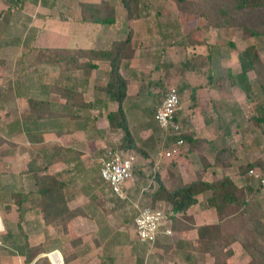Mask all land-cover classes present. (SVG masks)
Returning <instances> with one entry per match:
<instances>
[{"label": "rangeland", "instance_id": "rangeland-1", "mask_svg": "<svg viewBox=\"0 0 264 264\" xmlns=\"http://www.w3.org/2000/svg\"><path fill=\"white\" fill-rule=\"evenodd\" d=\"M82 1L99 2L101 0H0V142L1 140L5 141L0 144V264H25V258L15 250L19 241L18 222L20 219L32 246L40 244L44 247L50 244V248L54 245H66L67 247V243L75 240V237L70 239L71 237L67 236L68 242L62 241L64 236L69 234L72 222L67 225L68 232L66 233L61 226L45 225L43 220L38 217L37 210L34 211L33 208L37 209L40 205V196L37 197L35 193L33 175L27 172L28 162L31 159H36V164L42 165L44 158L40 148L44 144L48 145L46 139L57 138V133L62 130V123L57 124L60 117L56 118L57 120L40 121L38 122L39 127H35L22 121L21 114L29 110L28 98H40L53 102V108L59 114L68 115L71 110L59 103L61 101L57 95L49 94L50 87L61 85L64 81L66 83L67 77L72 83L76 82L82 73L79 71L66 72L63 68L39 63V50L59 47L108 49L111 45L119 44L128 38L125 35L126 31L123 32L121 29L122 22L126 19V7L122 0H106L113 3L117 9V20L112 27L83 23L79 6ZM133 2L136 4L133 5V9L136 10L135 12L139 14V17L131 18L130 23L136 33L141 32L138 20L142 19L140 22L142 25L145 24L148 27L156 25L155 27L161 28L162 32L163 30L164 32H172L176 36L189 34V39L195 41L191 45L189 44V53L187 55L183 53L186 56L184 59L174 61L176 56L166 54V51L160 47L150 51L148 55L147 52L140 49L142 46H138L141 40L139 36H134L133 43V33L130 36L131 50H128L129 47L127 46L124 52L126 55L131 53L135 55L137 51L136 56L141 59L140 62L142 63L153 58L154 64L162 65L161 60H168V63L165 61L163 63L168 65L162 67L163 70L160 71L161 77L167 80L159 91L161 95L158 96L157 105L161 103L163 95L169 87H176L180 94L183 114L182 126L185 135L192 137L194 134L195 136L200 131L201 121L197 120L196 113L191 116L192 111L189 107L193 101L190 97V90L183 88L169 75L175 70L180 74L185 73L186 70L196 65L195 61L200 62L204 59L205 63L206 58L199 59V56L204 57L202 54L205 52L204 50L200 52L201 45H205L204 49L206 45L210 46L211 59L213 57L212 61L216 65H219L216 60L220 58L222 60L230 58L237 62L239 53L251 45L258 48L264 61V36L244 37L242 29L239 27H220V29H215L212 26L206 27L207 23L203 17L190 12L184 13L175 0H133ZM191 2H195V0H188L186 5ZM64 18L68 20H64ZM205 33L209 34L208 38L204 37L203 34ZM106 46L108 47L105 48ZM152 52L159 54V56L152 57ZM124 58L128 59L127 56ZM84 61L85 59L81 60V62ZM219 68L221 69V67ZM198 69L195 67L193 72L198 71ZM99 72H103V70ZM101 75L99 73L97 76L100 77ZM249 77L254 90V100L249 101L241 90L234 96L233 94L226 96H229L231 100L219 104L221 106L219 108L221 109L219 122L216 120L217 117L213 119V128L216 130L214 143L210 145L201 142L199 145H191V142L187 140V144L182 148L180 154L171 158L161 157V153L168 144L165 133L159 128L156 121H145L144 124L148 127H144L145 125H141L133 111H128L131 135L137 147L144 151L146 156L140 151H131V154L137 157V163L133 182L130 183L129 187V190L134 191L131 192L130 200L127 201H122L115 195L111 196L108 185L100 179L98 173L99 158L105 157L110 150H120L124 132L118 128H108L105 121H101V119L96 123L97 125L86 124L81 126L82 137L87 141L102 139V142L106 144V147L98 146L96 149L95 145L86 147L83 143V147L79 146V149L86 150L85 153L98 157L99 161H96L98 163L94 162L90 167L91 176L95 177L91 182L103 187L99 193L102 194L104 191V197L107 196L114 200L116 209L112 224L114 234L118 233L117 237L101 240L102 244L99 245L108 249H119V252L128 246L137 252L141 250L143 261L140 259L139 264H214L212 256L204 252L193 251L189 246L176 247L175 244L169 245L168 243L166 245L159 244L158 248L156 246L149 248L147 244L140 243L134 234L133 219L137 214L136 202L139 206H144L151 201L152 191L141 194V188L148 183L146 176L151 172V167L153 168L155 164H158L160 176L161 172L163 174L166 172L165 179L167 181L175 180L176 175H181V173L184 174L185 180L189 181L198 177L199 173L196 170L203 168L201 164L203 161L200 159V156L203 155L202 152L207 155H203L204 158L209 159L208 162L213 164L218 151L227 148L229 151L227 150L228 153L223 154V156L225 155V158L229 159L230 166L227 168L214 166V168L219 167L215 171L216 175L222 178L229 174V177L238 185L250 186L253 189L254 200L259 203L264 211V185L258 184L257 181L251 180L248 176V171L251 168H257L264 173V123L255 120L257 116H261V111L264 110V94L259 90L255 74L251 72ZM94 81L95 83L99 82L96 78ZM100 81L104 82L105 78ZM231 82L229 76L223 78V84H226L227 87ZM218 123L220 124L219 128H217ZM190 128L191 130L188 131ZM28 142L32 144L30 145ZM203 144L205 151H201L200 148ZM213 147L216 148V152L212 154ZM15 156H19V158L14 161L13 157ZM46 161L49 163V159ZM51 169L53 170V168ZM205 172L210 174L209 167L205 169ZM88 174L90 173L87 171L82 179L80 177V181L88 177ZM211 175H208L209 178H213V174ZM204 177L206 178V175ZM76 178H74L75 183L79 182ZM83 184L84 182L81 185ZM17 195L20 197L29 196V198L26 202L18 204ZM140 195L141 197H139ZM203 198H205L204 195ZM202 203L206 204V202ZM182 218H184V224H191L189 222L191 217L184 216ZM229 226L233 229L235 224L232 223ZM72 234L76 236L75 231ZM128 241L130 242L129 245L127 244ZM197 246L202 247L200 244ZM231 246L234 253L228 264H248L250 256L245 252L242 245L239 242H234ZM54 251L57 250L48 252L46 255L49 256ZM118 251L117 254H119ZM59 256L61 255L59 254ZM39 257L35 259L33 264H46ZM48 258L49 262L54 264L51 258ZM61 264H63V260ZM107 264L125 263L122 260H111Z\"/></svg>", "mask_w": 264, "mask_h": 264}, {"label": "trees", "instance_id": "trees-1", "mask_svg": "<svg viewBox=\"0 0 264 264\" xmlns=\"http://www.w3.org/2000/svg\"><path fill=\"white\" fill-rule=\"evenodd\" d=\"M128 12V18H137L139 14L133 9L136 5L133 0H122ZM179 8L184 12H190L206 20V27H239L244 37L264 36V0H195L186 5L188 0H175ZM81 21L97 25H112L116 22L117 13L113 3L101 0L99 2L79 3ZM64 20H68L64 18ZM189 41H194L193 39ZM195 42V41H194ZM131 45L130 36L119 44L111 45L108 49L94 48H43L38 52V62L45 65H52L63 68L66 72L79 71V78L71 82L50 87L49 94H55L65 101L63 107L73 109L83 107L84 94L80 91V85H87L92 72L99 67L97 62H108L109 78L106 83L108 96L122 104L126 97L127 80L120 73L121 61L124 57H132L133 53L124 54L126 47ZM85 59L84 62H81ZM240 72L231 76V81L242 90L249 101L254 100V90L249 74H255V80L259 90L264 94V61L255 45L248 46L238 55ZM29 110L21 114L22 121L33 125L41 120H50L60 117L61 114L54 110L53 102L48 99L28 98ZM261 116L255 118L258 122L264 123V110ZM108 122L113 128H120L124 132L120 150L125 152L140 151L144 156L145 152L140 150L128 129V123L122 109L108 115ZM186 144L187 140L191 145H199L192 137L183 133ZM1 140L0 144H2ZM227 148L218 151L215 162L210 164L203 155L202 167L230 166L229 159L225 158ZM229 151V150H228ZM226 159V160H225ZM36 159L28 162V171L33 175L36 192L40 196V205L33 208L37 210L38 217L45 225L62 227L68 232L69 225L82 210L80 208L70 209L67 206V183L58 179L48 172L49 163L44 161L42 165L36 164ZM258 164V163H257ZM260 165V164H259ZM150 168V167H149ZM135 173V170H134ZM151 184L152 204L160 201L168 205L167 212L175 230H190L195 228L193 220L191 224H184V218L177 217L181 213L184 217L187 211L198 203L197 197L201 194H210L207 199L209 207L214 208L219 214V221L214 224H204L196 227L198 239L192 243L193 251H200L209 254L214 258V264H228L233 256L232 243L239 242L245 252L250 256L248 264H264V211L253 198V189L250 186H237L233 180L225 175L222 178L205 181L202 175L198 174L195 181L185 183L182 176L177 174L174 181V188L170 190L155 165L146 176ZM147 183V184H148ZM16 195V194H15ZM111 195H114L111 193ZM18 197V204L26 202L29 196ZM114 202V200H112ZM21 208V207H20ZM236 208V209H233ZM187 220V219H185ZM235 224L231 229L229 224ZM180 225V227H179ZM238 226V227H237ZM19 241L17 250L25 258V264H33L35 259L42 253L47 252L42 245L32 246L29 243L28 235L25 232L21 219L18 222ZM202 245L201 248L197 245ZM47 262L46 257L39 258ZM48 263V262H47Z\"/></svg>", "mask_w": 264, "mask_h": 264}, {"label": "crops", "instance_id": "crops-1", "mask_svg": "<svg viewBox=\"0 0 264 264\" xmlns=\"http://www.w3.org/2000/svg\"><path fill=\"white\" fill-rule=\"evenodd\" d=\"M116 13H117V9H116ZM141 20H138L139 25L141 26V32L136 33L134 28L132 27V24L130 23L131 20L130 18H128V12L126 10V19L124 20V22H122L121 25L122 31L123 32L124 30L126 31L125 34L126 36H131L134 33L132 38L133 43L135 39L134 36H139L141 38L140 42L138 43V46H142L140 47V49L147 52V54L149 55L150 51L160 47L166 51V54L169 53L170 56L173 55L176 56L174 61L182 60L186 57L185 55L189 53V48H188L189 44L191 45L193 43V41L191 42L189 41L191 40L189 39L190 37H188L189 34L176 36V34L172 32H168V31L164 32V30L162 32L161 28L157 29L155 27L156 25H150V27L145 26V24L142 25V23H140ZM114 24L102 25V27L103 26L112 27ZM205 31H208V29H205ZM203 35L206 38L209 37V34L205 33ZM107 47L108 46H106L105 48ZM200 47H201L200 52H203L202 50H204L205 52H203L202 54L204 55V57L199 56V59L202 60L203 58H206L205 63H204V59L202 60L203 62L195 61L196 65L194 66L193 64L194 67L189 68L188 70H186L185 73L180 74L177 70H175V72L171 73L169 77L174 78L175 81L177 83H180L183 88L190 90V95H191L190 97L191 100L193 101V104L189 107V109H191L192 111L191 116H193V114L196 113L197 120L201 121L200 131L195 136L194 134H192L193 138L197 140V142L202 140L201 142H203L204 144L207 143L212 145L216 137L214 136L215 135L214 132H216V130H214L213 128L214 125L213 119L217 117L216 120H218L219 122V119L221 117V109H219L221 108L220 106L221 103L223 101L231 100L229 96L226 97L227 95L233 94L234 96L236 95L237 92L240 91V89L232 82L230 83L229 87H227L226 84H223V78L226 76H229L231 78V76L239 73L240 66L238 61L235 62L230 58H224L223 60L221 58L217 59L216 63L219 65H216L215 62L212 61L213 57L211 59L212 52L210 51V46L206 45L205 48L206 50L204 49L205 45H201ZM167 48L169 49L167 50ZM96 49H104V48H96ZM136 54L137 51L135 55H133L132 57H128V59L123 58L121 61L120 73L123 76V78L127 80L126 97L122 102V104H119L117 101H114L107 94V89L105 87L107 80L109 78L108 62H97L99 67L95 69L93 73L90 75L87 85L82 84L79 87L80 91H82L84 94V100H83L84 106L68 109L71 110L68 113V115H61L59 120L57 121V124L60 125L62 123L61 124L62 130H59V132L57 133L58 134L57 138L46 139L47 140L46 143H48V145L46 146L43 143L45 146L42 145V147L40 148L42 156L44 158L42 162L49 159L48 172L53 175H56L61 180L65 181L68 185L67 206L70 209L80 208L82 210V213L72 221V226L69 229V234L64 236L62 241L64 243H67L68 242L67 236H70L71 237L70 239H73L72 237H75L74 238L75 240L71 241V243H67V247L66 245H61V246L54 245L52 248H50L51 247L49 246L50 244L44 246L47 252L42 253L39 258L46 257L48 260L47 261L48 263L46 262V264H51L49 262L50 261L48 258L49 256H47L46 254L53 250H57V252L61 255L63 264H97L98 262L100 264H107L111 260L114 261L122 260L125 264H139L140 259H142L143 261V252H141V250L137 252L131 246H128L126 248L124 247L123 251L119 252L118 251L119 249L115 248L113 250V248L108 249L102 247V245H99L102 244L101 240H108L109 237L115 238V236L118 234V233L114 234V228L112 224L113 214H115L116 211L115 203L109 197L107 196L104 197L105 195L104 191L102 194L99 193L101 192L100 190L103 188L100 184L91 182L92 179L94 180L95 177L91 176L90 167L94 162L98 163L96 161H99V159L101 162V158L98 159V157H94L89 153L88 154L85 153L87 152L86 150L79 149V146L83 147V143H85L86 147H89L90 145L92 146L95 145L96 149L98 148V146L106 147V144L102 142V139H97V140L90 139L87 141V139L82 137L83 131L81 126L82 125L85 126L86 124L94 125L99 121V119H101V121H105L106 126L108 128H113L110 126L108 122V115L110 113L116 112L119 109L123 110L127 123L129 121L128 111H133V113L138 117L139 121L141 122V125L143 126L145 125L144 124L145 121L155 122L154 121L155 105L157 106L158 96L161 95L159 91L167 80L161 77L160 71L163 70L162 67H166L168 65V64H163L165 62L168 63V60L162 61L160 59L162 65L154 64L153 58L149 59V61L146 63L145 62L142 63L140 62L141 59H139L136 56ZM179 55H182V57H179ZM157 56H159V54L152 52V57H157ZM195 67L196 68L198 67L199 69L198 71L193 72ZM219 67H221L222 70ZM100 70H103V72H99ZM99 73L102 74L100 77L97 76ZM95 78L99 82L95 83L94 81ZM103 78H105V81L101 82L100 80H102ZM59 101H61L59 102L60 104L64 105L65 101L63 99L60 98ZM95 112L98 115L94 114ZM179 116L182 120L183 118L182 108H180ZM41 121H49V120L44 119ZM33 125L35 127H39L38 123H36V125L35 124ZM129 126L130 125L128 123V129L130 130ZM219 126L220 124L218 123L217 128H219ZM144 127H148V126L145 125ZM118 129L120 128L118 127ZM190 130L191 128L188 131ZM39 141L41 140L39 139ZM166 143H167V139H166ZM28 144L31 145L32 143L28 142ZM204 144L201 145L200 147L201 151L202 150L205 151ZM212 150H213L212 154L216 152L215 147H213ZM76 151H78L79 153ZM201 154L207 156L206 153L204 152H202ZM18 158L19 156L13 157L14 161L15 159ZM89 163H91L90 166H88ZM51 168H53V170ZM218 168H214V166L209 167L211 171L209 172L210 174H208V172H205V169L203 168L200 170H196V172L202 175L205 181L212 182L213 180L219 178V176H217L215 172L216 169ZM71 171H73V173H71ZM87 171L88 173H90L88 174V177L80 181V177L82 179V176L84 177V174ZM28 174L31 173L28 172ZM211 174H213V178L212 177L209 178V176H212ZM205 175L206 178L204 177ZM226 175L229 176V174ZM165 176H166V172L164 174L161 172L160 177L162 178L166 186L170 190H172L174 188L175 180L167 181L165 179L166 178ZM181 176L185 183H190L196 180L195 177L194 179H190L189 181L185 180L186 178L184 177L183 173H181ZM74 178H76L77 181L79 182L75 183ZM82 182H84L83 185H81ZM131 182H133V179L128 181L125 186V192L127 193L129 198L132 195L131 192L134 191V190H129ZM233 182L237 186L241 187L234 180ZM149 184L150 183L146 184L144 187L141 188L142 191L141 194H143L146 191H151V186H149ZM92 192L93 194H91ZM35 193L38 197V193L36 192V189H35ZM110 193H112L111 190ZM203 195L205 196V198H203ZM209 195L210 194L199 195L197 197L198 203L196 205H193L185 214V216L191 217V220H193V222L195 223V228L190 230H175L173 229L172 222L170 220L168 223L164 225L163 229L164 230L170 229L172 233L171 235H168L162 231V233L159 235V239L157 243L155 244L156 248L160 246L159 244L166 245L168 243L169 245L173 243L175 244L176 247L189 246L190 248H192V243L198 239V233L196 227L204 224H214L219 221L218 212L214 208L209 207L207 204V199ZM139 197H141V195ZM202 202H206V204L205 203L203 204ZM145 205L162 206L166 210L168 208V205L163 201H160L153 205L152 197L150 203ZM178 216L179 218H182L183 215L181 213L180 214L178 213L177 217ZM133 224H134V219H133ZM73 229L75 231L76 236L72 234L74 232ZM129 243L130 242L128 241L127 244L129 245ZM147 246H149V248L155 247L154 245H147ZM117 251L119 254H117ZM115 255L116 257H114Z\"/></svg>", "mask_w": 264, "mask_h": 264}, {"label": "built area", "instance_id": "built-area-1", "mask_svg": "<svg viewBox=\"0 0 264 264\" xmlns=\"http://www.w3.org/2000/svg\"><path fill=\"white\" fill-rule=\"evenodd\" d=\"M181 108L180 94L176 87H169L156 106L154 120L167 137V148L161 153V157L171 158L179 155L182 148L186 146L183 137L184 128L179 116ZM162 159V158H160ZM137 157L123 150L109 151L101 159L99 174L101 179L108 185L112 193L122 201L130 200L125 192L126 183L133 179ZM158 170V164H155ZM251 180L264 185V173L257 168L248 171ZM152 183L149 184L151 186ZM137 214L134 218V234L136 239L143 244L155 245L159 235L165 232L171 235L170 229H163L170 221L167 210L162 206L144 205L139 206L136 202ZM54 264H61L62 258L56 251L49 254Z\"/></svg>", "mask_w": 264, "mask_h": 264}, {"label": "bare ground", "instance_id": "bare-ground-1", "mask_svg": "<svg viewBox=\"0 0 264 264\" xmlns=\"http://www.w3.org/2000/svg\"><path fill=\"white\" fill-rule=\"evenodd\" d=\"M1 228V227H0ZM95 240V239H94ZM71 243V242H70ZM40 245V244H39ZM155 246V245H154ZM192 254V253H191Z\"/></svg>", "mask_w": 264, "mask_h": 264}]
</instances>
